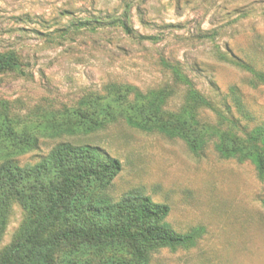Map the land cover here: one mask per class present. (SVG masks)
Masks as SVG:
<instances>
[{
    "label": "rangeland",
    "instance_id": "1",
    "mask_svg": "<svg viewBox=\"0 0 264 264\" xmlns=\"http://www.w3.org/2000/svg\"><path fill=\"white\" fill-rule=\"evenodd\" d=\"M12 51L19 66L0 75V112L37 138L35 150L9 157L18 166L39 163L59 143L99 148L121 163L102 197L117 202L138 192L169 207L166 223L176 233L202 230L193 245L160 249L147 264H264V177L251 161L221 158L217 138L210 137L221 131L218 113L235 117L239 137L264 123V85L222 57L264 73V0H0V53ZM163 61L211 103L200 109V124L210 131L200 156L182 140L123 121L88 135L41 128L105 95L110 84L142 94L171 85L165 110L176 112L188 88ZM231 88L251 118L237 112ZM0 157L1 163L6 156ZM23 218L14 204L0 248L11 243Z\"/></svg>",
    "mask_w": 264,
    "mask_h": 264
},
{
    "label": "trees",
    "instance_id": "2",
    "mask_svg": "<svg viewBox=\"0 0 264 264\" xmlns=\"http://www.w3.org/2000/svg\"><path fill=\"white\" fill-rule=\"evenodd\" d=\"M120 27L131 34L126 23ZM222 57L264 85V73L236 58ZM162 65L188 88L176 112L165 110L174 91L171 85L142 94L130 86L110 84L105 95L81 101L41 128L57 136L88 135L123 121L145 133L182 140L200 156L210 139L209 129L200 124V109L211 103L178 68L165 61ZM18 66L15 52L0 53V75ZM230 95L237 112L251 118L239 90L231 88ZM228 115L218 113L221 131L210 135L217 138L216 152L224 159L251 161L264 177V123L239 137V126L231 120L235 117ZM36 146L37 138L16 130L6 111L0 112V156H6L0 163V243L12 206L19 205L24 213L11 243L0 248V264H147L154 252L191 246L200 237V228L188 234L173 231L166 223L169 207L149 196L132 192L117 202L102 197L120 173L121 163L99 148L59 143L39 163L24 167L9 158ZM261 203L264 207V199Z\"/></svg>",
    "mask_w": 264,
    "mask_h": 264
}]
</instances>
